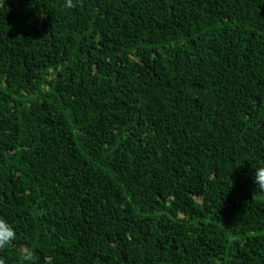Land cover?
Returning a JSON list of instances; mask_svg holds the SVG:
<instances>
[{"label": "trees", "instance_id": "1", "mask_svg": "<svg viewBox=\"0 0 264 264\" xmlns=\"http://www.w3.org/2000/svg\"><path fill=\"white\" fill-rule=\"evenodd\" d=\"M0 0L5 264H264V0Z\"/></svg>", "mask_w": 264, "mask_h": 264}, {"label": "clouds", "instance_id": "2", "mask_svg": "<svg viewBox=\"0 0 264 264\" xmlns=\"http://www.w3.org/2000/svg\"><path fill=\"white\" fill-rule=\"evenodd\" d=\"M77 6V0H64L63 7L73 9ZM253 178L257 186V190L264 192V164H258L254 167ZM17 240V231L15 226L5 217L0 216V250H5L13 245ZM25 257V264H39L38 257L31 248L21 250ZM0 264H5L4 260H0Z\"/></svg>", "mask_w": 264, "mask_h": 264}]
</instances>
